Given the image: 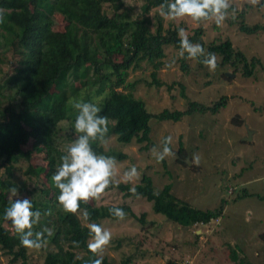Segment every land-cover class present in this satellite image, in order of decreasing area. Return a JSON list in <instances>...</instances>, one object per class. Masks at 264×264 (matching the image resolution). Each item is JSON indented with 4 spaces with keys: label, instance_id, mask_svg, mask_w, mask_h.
Listing matches in <instances>:
<instances>
[{
    "label": "trees",
    "instance_id": "trees-1",
    "mask_svg": "<svg viewBox=\"0 0 264 264\" xmlns=\"http://www.w3.org/2000/svg\"><path fill=\"white\" fill-rule=\"evenodd\" d=\"M164 0H0L4 10L5 23L0 24V258H8L9 264H28L30 249L25 248L15 235L11 223L3 219L4 210L9 205L10 189L16 187L19 199L24 194L22 179H15V164L25 162L27 181L36 178L37 186L27 191L33 203V210L42 213L40 224L35 231L48 227L53 235L47 236V244L41 250L46 252L47 264H85L92 256L88 250V223L102 226L103 221L119 222L110 214L113 207L122 208L127 216L145 224L146 214L141 217L130 206H98L96 201L81 204L77 215L63 212L58 204L59 191L54 187L52 175L63 154L56 143L60 125L69 122L73 131L75 113L66 107L70 98L96 89V94H105L103 112L109 119V137L118 143L129 145L133 141L145 144L141 150H150L153 119L179 122L186 115L194 113H218L225 108L229 99L224 97L211 106L198 102L189 103L184 111L163 110L153 114L146 103L131 92L138 82H127L130 70H138L146 62L153 67L152 81L148 86L172 89L159 78L160 70L168 68L165 63V46L179 50L177 27L172 23L165 26L160 12ZM264 3V0H263ZM235 20L229 18L230 25H239L247 34H255L262 26L248 27L245 22L247 9L237 12ZM63 23L64 31L57 26ZM205 29H194L188 36L190 42L200 44L206 52L221 57L220 66H232L235 73L242 61L231 41L204 42ZM10 57V67H2L4 57ZM202 59V58H200ZM197 59L200 65H203ZM181 70L188 71L187 59L181 58ZM255 59L252 63L255 64ZM251 71L243 75L249 76ZM182 96L186 88L179 84ZM86 99H91L86 96ZM233 122L242 124L235 118ZM179 157L183 162L189 156L183 137L179 139ZM98 154L103 147L93 145ZM43 155V165H34L37 155ZM118 159H127L119 153ZM163 163V162H162ZM163 165L166 167L165 163ZM5 172L2 173V169ZM197 167L193 165L192 169ZM139 197L153 203L157 214L182 228L210 225L220 218L224 205L218 210L202 212L186 201L175 197L172 186L166 185L157 192L153 179L143 174L141 182L134 186ZM130 184L119 183L109 190L119 191L125 198H137L130 191ZM85 209L89 219L83 222ZM51 210V215H43ZM11 227V228H10ZM73 241L79 242L74 247ZM103 264H113L103 257ZM175 264V263H170Z\"/></svg>",
    "mask_w": 264,
    "mask_h": 264
},
{
    "label": "rangeland",
    "instance_id": "rangeland-1",
    "mask_svg": "<svg viewBox=\"0 0 264 264\" xmlns=\"http://www.w3.org/2000/svg\"><path fill=\"white\" fill-rule=\"evenodd\" d=\"M236 4L238 11L247 9L243 21L248 27H264L263 0L255 7L247 0H236ZM171 23L175 27L179 23L188 36L194 29L203 27L207 46L231 41L243 59L237 65L239 72L235 73L232 66H220V56H216L217 66L213 71L196 59L187 60L189 68L184 72L180 67L179 50L168 45L165 46V63L169 67L160 70L159 78L168 85H176L172 89L148 86L153 67L144 62L140 69L129 72L127 82H138L131 92L145 101L147 110L153 114L165 109L184 111L191 102L211 106L224 97L229 99L227 106L216 114L186 115L179 122L151 121L154 146H161L169 135L173 137L171 147L175 155L163 161L167 168L154 158L153 147L143 151L145 144L135 141L121 144L114 136L110 137L107 151L103 148L102 154L116 158L120 183L134 187L145 173L153 179L157 192L171 185L175 197L199 211L218 210L225 203L224 211L218 224L213 221L204 227L182 228L157 214L153 203L145 198H125L122 192L106 191L101 200L96 201L98 206H130L138 218L145 213L146 220L145 224L133 217L119 222L103 221L102 226L111 231L112 240L102 257L113 264H264V29L247 34L239 25H230L228 19L220 26L214 21L197 24L189 19L165 20L166 27ZM57 31H64L63 23L57 26ZM10 57L2 58L5 70L10 67ZM247 71L251 74L245 77L243 74ZM228 74L234 77L229 78ZM179 84L186 88L185 97ZM96 95L103 96L105 101V94ZM235 118L242 120V124L233 122ZM72 119L75 120V115ZM249 130L254 133L253 140L243 141L251 134ZM180 137L189 157L199 156V164L194 165L196 169L176 160ZM75 139L69 122L60 125L56 143L63 153ZM119 153L127 159H118ZM42 159L43 155H37L33 164L43 165ZM133 166L137 168L138 177L124 182L123 173ZM27 167L22 161L15 164L13 176L24 183V194L19 199H30L27 191L37 186L36 178L27 181ZM80 216L86 224L83 215ZM45 256L46 252L41 249H30L28 264H47ZM0 264H9L8 258L1 257Z\"/></svg>",
    "mask_w": 264,
    "mask_h": 264
},
{
    "label": "clouds",
    "instance_id": "clouds-1",
    "mask_svg": "<svg viewBox=\"0 0 264 264\" xmlns=\"http://www.w3.org/2000/svg\"><path fill=\"white\" fill-rule=\"evenodd\" d=\"M253 7L259 5L261 0H247ZM127 4V0H125ZM160 16L166 21L179 22L189 19L197 24L214 21L217 26L222 25L227 19L237 17L238 5L236 0H164L159 6ZM5 23L4 10L0 9V24ZM179 36V52L181 58L187 60L200 59V62L210 71L217 66L214 53L206 52L198 43L190 42L185 28L177 23ZM90 96L91 99H86ZM103 96L96 95V89L90 93H81L78 97L70 98L66 107L75 113L73 131L76 139L70 143L60 156V163L51 177L54 187L59 191L57 196L61 210L67 214L77 215L81 204L91 201L99 202L110 188L118 187L120 180L117 179V161L110 155L98 154L93 145L105 148L109 143V119L103 112ZM173 137H165L161 146H153L152 155L157 162H163L168 156L175 155L171 147ZM199 156L193 154L190 164L198 165ZM138 177L135 166L123 173L124 182H132ZM131 193L139 198L135 187ZM9 205L4 210L3 219L11 223L15 235L22 246L27 249L40 250L47 244V236H52V229L45 227L41 231H35L40 224L42 213L33 210L32 200L29 198L14 199L18 196V189H10ZM51 210L43 215H51ZM110 214L120 221L125 220L127 213L119 207L110 209ZM85 220L89 219V213L85 209ZM89 243L88 250L92 256L85 264H103L102 253L112 240L109 229L97 223H88ZM74 247H79V242L73 241Z\"/></svg>",
    "mask_w": 264,
    "mask_h": 264
},
{
    "label": "water",
    "instance_id": "water-1",
    "mask_svg": "<svg viewBox=\"0 0 264 264\" xmlns=\"http://www.w3.org/2000/svg\"><path fill=\"white\" fill-rule=\"evenodd\" d=\"M228 77L230 78V77H234V76H232V74H228ZM249 133H251V132H249ZM251 134H249V136H247L245 139H244V141H247V142H249V141H251V136H250ZM250 138V139H249ZM177 156L179 157V153H177ZM190 157L188 156V158H186L185 160H183V162H185L188 166H191L192 164H190Z\"/></svg>",
    "mask_w": 264,
    "mask_h": 264
},
{
    "label": "built area",
    "instance_id": "built-area-1",
    "mask_svg": "<svg viewBox=\"0 0 264 264\" xmlns=\"http://www.w3.org/2000/svg\"><path fill=\"white\" fill-rule=\"evenodd\" d=\"M233 192H234L233 190L230 191L231 194H233ZM214 221L218 224L220 222V218H218V219H216ZM197 226H203L204 227V226H207V225H204V224L201 223V224H199Z\"/></svg>",
    "mask_w": 264,
    "mask_h": 264
},
{
    "label": "crops",
    "instance_id": "crops-1",
    "mask_svg": "<svg viewBox=\"0 0 264 264\" xmlns=\"http://www.w3.org/2000/svg\"><path fill=\"white\" fill-rule=\"evenodd\" d=\"M249 132H251V138H252L251 141H252V140H253V135H254V133H253L251 130H249ZM245 138H246V137L243 138V141H244ZM246 142H247V141H246Z\"/></svg>",
    "mask_w": 264,
    "mask_h": 264
}]
</instances>
